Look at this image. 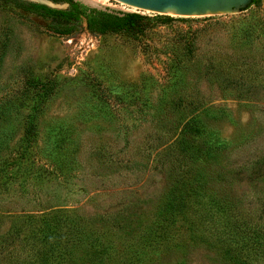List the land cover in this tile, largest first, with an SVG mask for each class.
<instances>
[{"label":"rangeland","instance_id":"1","mask_svg":"<svg viewBox=\"0 0 264 264\" xmlns=\"http://www.w3.org/2000/svg\"><path fill=\"white\" fill-rule=\"evenodd\" d=\"M19 2L0 0V264H264V0L138 33Z\"/></svg>","mask_w":264,"mask_h":264},{"label":"trees","instance_id":"2","mask_svg":"<svg viewBox=\"0 0 264 264\" xmlns=\"http://www.w3.org/2000/svg\"><path fill=\"white\" fill-rule=\"evenodd\" d=\"M14 1L16 4H20L19 0ZM53 1L57 2V0ZM64 1L69 3V10L56 9L37 2H29V4L31 5V8L33 10H36L41 14H46L47 16H58L63 19H68L69 15H73L79 21H81V19L83 18H86L89 28L92 31L96 32L115 31L125 33H138L145 30L152 20L157 19L161 16L160 14H156L155 16L151 17L140 12H124L123 14L119 15L113 12L96 8L86 10L74 0ZM257 1L258 0H253L252 4L256 3ZM36 123L37 122L34 120L31 127H29L30 134H33V132L36 131ZM197 126V120L195 118H193L192 120H188L184 125V133L186 134L187 132H191V130ZM185 155L186 152L184 153V157ZM188 157L191 158V154H189ZM178 159L179 158H177V160ZM187 192L192 193L194 192V190L192 188H189Z\"/></svg>","mask_w":264,"mask_h":264},{"label":"water","instance_id":"3","mask_svg":"<svg viewBox=\"0 0 264 264\" xmlns=\"http://www.w3.org/2000/svg\"><path fill=\"white\" fill-rule=\"evenodd\" d=\"M40 3L53 6L46 0ZM112 4L169 17H236L253 0H108Z\"/></svg>","mask_w":264,"mask_h":264}]
</instances>
